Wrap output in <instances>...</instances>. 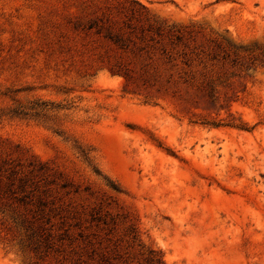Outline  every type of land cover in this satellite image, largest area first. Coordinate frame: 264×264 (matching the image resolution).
I'll use <instances>...</instances> for the list:
<instances>
[{"label":"rangeland","instance_id":"rangeland-1","mask_svg":"<svg viewBox=\"0 0 264 264\" xmlns=\"http://www.w3.org/2000/svg\"><path fill=\"white\" fill-rule=\"evenodd\" d=\"M0 264H264V0H0Z\"/></svg>","mask_w":264,"mask_h":264}]
</instances>
